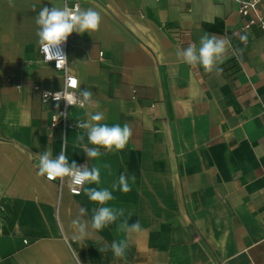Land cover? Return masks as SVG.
I'll list each match as a JSON object with an SVG mask.
<instances>
[{
	"label": "crops",
	"instance_id": "1",
	"mask_svg": "<svg viewBox=\"0 0 264 264\" xmlns=\"http://www.w3.org/2000/svg\"><path fill=\"white\" fill-rule=\"evenodd\" d=\"M242 1L68 0L101 16L97 31L74 32L66 46L71 74L99 108L73 107L71 128H50L33 88L58 90L63 78L38 52L34 17L62 0H0V264H264V30L244 28L254 14L238 13ZM255 12L264 20V1ZM204 33L230 41L219 73L177 57ZM97 110L133 135L91 160L77 122ZM64 143L69 164L100 170L99 184L83 188L135 176L106 206L142 233L126 236L118 220L72 240L79 209L90 221L100 205L38 175V155L50 148L56 158ZM126 238L115 257L110 245Z\"/></svg>",
	"mask_w": 264,
	"mask_h": 264
},
{
	"label": "clouds",
	"instance_id": "2",
	"mask_svg": "<svg viewBox=\"0 0 264 264\" xmlns=\"http://www.w3.org/2000/svg\"><path fill=\"white\" fill-rule=\"evenodd\" d=\"M11 5L12 0H8ZM37 25L36 35L38 37L37 44L39 51L43 55L46 63L49 61H56L57 70H63L65 73L62 90L43 94L44 101L47 102L51 97L57 102L62 99L66 101L67 105L79 106L81 108H91L95 106L99 108L98 103H94L93 94L88 89L80 90V83L78 79L71 74L68 58L63 51L64 45L68 37L72 33L84 34L97 31L101 24V16L94 8L83 9L79 5L69 7L68 0H62L60 6L52 8H42L38 15L34 17ZM240 40L246 45L247 36L241 35ZM199 48L195 44H190L187 48L179 50L177 57L183 63L190 66H201L203 69L211 73L214 70L219 73L222 69L219 65L223 63L224 57L228 49L231 47L230 41L225 37H219L213 34L204 33L200 37ZM69 89H72L69 93ZM105 120V115L102 111L88 112L87 119L77 122V127L82 131L77 135L80 147L84 150L89 159H94L102 155L100 149L103 148L108 152L121 151L127 145L132 137V129L128 124L121 126L114 124L109 126L106 123H101ZM85 136L87 143H85ZM91 144L94 147L89 148ZM39 156L37 165L38 175L46 177L49 181L61 180L70 178L71 185L83 188L88 183L99 184L100 170L98 168H89L87 165L78 166L74 161L69 164L68 158L65 154V143L61 147L60 154L56 158H52L51 149L47 148ZM105 167H108L107 165ZM129 180L135 182V176L129 177L127 173H121L118 181L113 183L111 189L108 188H83V191L88 196L89 200L100 207L92 210L91 220H85L87 215L86 208L79 209V215L71 221V227L74 230L72 240L80 242L87 235L89 225L91 229L101 230L108 225L120 221L117 225L119 232L125 233L126 236L131 234H139L143 232L139 221L129 223L128 219H121L125 216L123 209H116L106 206L109 201L114 199L113 192L116 190L127 193L131 191ZM131 216V213L128 214ZM129 240L121 239L113 241L110 249L114 256L123 259L126 251L129 249ZM108 248L102 249L107 251Z\"/></svg>",
	"mask_w": 264,
	"mask_h": 264
},
{
	"label": "built area",
	"instance_id": "3",
	"mask_svg": "<svg viewBox=\"0 0 264 264\" xmlns=\"http://www.w3.org/2000/svg\"><path fill=\"white\" fill-rule=\"evenodd\" d=\"M261 1H264V0H248V1L238 2L239 3L238 13L241 16L248 17L250 14H252V13L254 14L252 16H249V18L246 20L244 28H249L252 25H257L262 30H264V20H262L255 12L256 5L258 3H260ZM75 5H79V4L77 2L69 3V7H73ZM66 46H67V41L64 45H62V48H63V51L65 52V54H66ZM38 52H39L42 60L45 61L43 55L39 51V46H38ZM48 63H50L53 66V68L55 70H57L55 60L49 61ZM57 71H59L62 74V78L64 79V76H65L64 71L62 69L57 70ZM33 89L39 91L41 101L44 104H49V106H50V112H51V114H50V128H58V127H62V128H66V127L69 128L70 127L71 128L72 125H69L67 123V114H68V111L75 106L67 105L66 101L62 99L61 101L58 102L59 107H57V102H55L51 97L48 98L47 102H45L44 98H43V94L45 92L55 93V92L61 91L62 87L58 90H42V89L35 86ZM72 91H74V90L69 89V93H71ZM76 107H79V106H76ZM45 179H47V178L45 177ZM65 181L68 183L70 194H72V195L80 194L82 188L71 185L70 178H65L63 182H65ZM52 182H55L58 185H61L63 183L59 179L54 180Z\"/></svg>",
	"mask_w": 264,
	"mask_h": 264
}]
</instances>
